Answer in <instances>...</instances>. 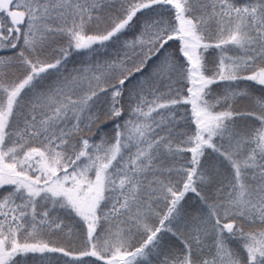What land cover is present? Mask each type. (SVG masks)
<instances>
[{
	"label": "snow or ice",
	"instance_id": "obj_1",
	"mask_svg": "<svg viewBox=\"0 0 264 264\" xmlns=\"http://www.w3.org/2000/svg\"><path fill=\"white\" fill-rule=\"evenodd\" d=\"M0 264H264V0H0Z\"/></svg>",
	"mask_w": 264,
	"mask_h": 264
}]
</instances>
